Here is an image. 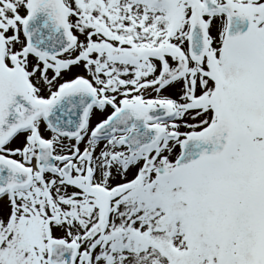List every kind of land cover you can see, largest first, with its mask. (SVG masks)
<instances>
[{
	"label": "snow or ice",
	"instance_id": "snow-or-ice-1",
	"mask_svg": "<svg viewBox=\"0 0 264 264\" xmlns=\"http://www.w3.org/2000/svg\"><path fill=\"white\" fill-rule=\"evenodd\" d=\"M0 264H264V0H0Z\"/></svg>",
	"mask_w": 264,
	"mask_h": 264
}]
</instances>
